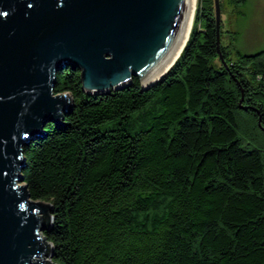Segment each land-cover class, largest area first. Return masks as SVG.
Listing matches in <instances>:
<instances>
[{"label":"trees","instance_id":"trees-1","mask_svg":"<svg viewBox=\"0 0 264 264\" xmlns=\"http://www.w3.org/2000/svg\"><path fill=\"white\" fill-rule=\"evenodd\" d=\"M246 0H198L188 39L147 89L87 93L56 74L63 126L24 147L30 197L52 206L53 264H264V49L224 26Z\"/></svg>","mask_w":264,"mask_h":264},{"label":"water","instance_id":"water-1","mask_svg":"<svg viewBox=\"0 0 264 264\" xmlns=\"http://www.w3.org/2000/svg\"><path fill=\"white\" fill-rule=\"evenodd\" d=\"M214 1L216 47L220 6ZM192 0H0V264H53L43 237L52 206L32 199L24 147L63 126L73 98L55 93L56 74L79 69L87 93L147 83L173 58ZM147 81V82H146Z\"/></svg>","mask_w":264,"mask_h":264},{"label":"rangeland","instance_id":"rangeland-1","mask_svg":"<svg viewBox=\"0 0 264 264\" xmlns=\"http://www.w3.org/2000/svg\"><path fill=\"white\" fill-rule=\"evenodd\" d=\"M223 18L225 28L238 33L236 47L243 53L264 49V0H246L236 15L225 14ZM44 258L50 261L48 256Z\"/></svg>","mask_w":264,"mask_h":264},{"label":"bare ground","instance_id":"bare-ground-1","mask_svg":"<svg viewBox=\"0 0 264 264\" xmlns=\"http://www.w3.org/2000/svg\"><path fill=\"white\" fill-rule=\"evenodd\" d=\"M195 5H196V0H192V4H191V17H190V22H189V26L188 29L185 33V36L183 38L182 43L180 44L178 50L176 51V54L173 56V58L171 59V61L155 76H153L152 78L148 79L147 83H151L154 82L155 80L159 79L165 72H167V70L172 66V64L175 62V60L178 58L180 52L182 51L188 36H189V32L192 26V21H193V16H194V10H195Z\"/></svg>","mask_w":264,"mask_h":264}]
</instances>
